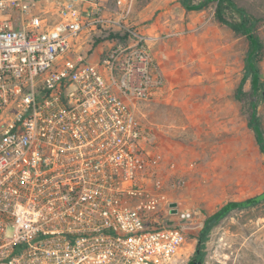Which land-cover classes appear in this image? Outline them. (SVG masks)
Wrapping results in <instances>:
<instances>
[{"label":"built area","instance_id":"2783aa9c","mask_svg":"<svg viewBox=\"0 0 264 264\" xmlns=\"http://www.w3.org/2000/svg\"><path fill=\"white\" fill-rule=\"evenodd\" d=\"M133 3L0 0V264L183 250L191 213L171 212L142 112L166 86L165 34L131 24Z\"/></svg>","mask_w":264,"mask_h":264},{"label":"rangeland","instance_id":"374dc122","mask_svg":"<svg viewBox=\"0 0 264 264\" xmlns=\"http://www.w3.org/2000/svg\"><path fill=\"white\" fill-rule=\"evenodd\" d=\"M183 1L134 0L129 21L165 34L156 61L166 86L142 112L150 155L159 156L158 173L176 205L171 212L191 213L185 246L172 264H189L197 257L208 216L230 201L264 190V151L249 123L255 104L264 136V95L253 90V74L248 73L250 40L217 20L219 0H209L203 9H187ZM235 1L255 21L252 32L262 47L254 64L264 86V0ZM225 11L231 20L240 21L235 10ZM245 77L239 98L237 88ZM201 254L202 264H264V201L231 210L213 225Z\"/></svg>","mask_w":264,"mask_h":264},{"label":"trees","instance_id":"16d2710c","mask_svg":"<svg viewBox=\"0 0 264 264\" xmlns=\"http://www.w3.org/2000/svg\"><path fill=\"white\" fill-rule=\"evenodd\" d=\"M208 3H209V0H204L203 2L199 4H193L192 0L183 1V4L187 9H203L208 5ZM226 8L235 10L240 17V21L231 20L227 16V13L225 11ZM216 18L220 23L227 25L234 31L238 32V34L240 33V34H244L248 36L250 40V44H251V50L246 58V62H247L248 73H252L253 78H254L255 73H257L256 67L254 64V59L257 56L258 52L260 51L262 45L258 37L254 35V33H253L254 38L257 39L258 41L256 44L252 43L251 41L252 38H250L248 35L249 31H252L255 27V21L253 20V16L248 12V10L245 7L239 6L235 0H219L217 3V7H216ZM246 79L247 78L245 77L242 80L239 88H237V96L239 98H241V95L243 93L242 89L244 88ZM254 91H257V93H259L260 96H263L264 86L259 82L257 85V88H255ZM251 109H252V118L251 120H249V123L254 128L257 141L260 144L261 149L264 151V136H263L261 129L259 128L257 105L253 104ZM263 201H264V190L260 192L259 194H256L252 197L246 198L241 201H234V202L230 201L226 203L225 205H223L214 214L208 216L205 219L204 228L199 238V243L197 244V247H196L197 257L200 260H202L201 250H202V247H204V241L207 236V233L209 232V230L211 229L213 225H215L218 221H220L224 216H227V214L231 210L253 207ZM191 262L192 260L190 261V263Z\"/></svg>","mask_w":264,"mask_h":264},{"label":"water","instance_id":"95a60500","mask_svg":"<svg viewBox=\"0 0 264 264\" xmlns=\"http://www.w3.org/2000/svg\"><path fill=\"white\" fill-rule=\"evenodd\" d=\"M248 35H249L250 38H252L251 41H252L253 44H256L258 42L257 39L254 38V35H253L252 31H249ZM253 82H254L255 88H257V85L259 83L258 73H255L254 78H253ZM255 88H254V90H255ZM173 206H176V205L173 204ZM189 264H202V260H200L198 257H196V258H193L192 262L189 263Z\"/></svg>","mask_w":264,"mask_h":264},{"label":"crops","instance_id":"0c3cea01","mask_svg":"<svg viewBox=\"0 0 264 264\" xmlns=\"http://www.w3.org/2000/svg\"><path fill=\"white\" fill-rule=\"evenodd\" d=\"M158 28V27H157ZM159 29L160 28H158L157 30H155V32L157 33H161L162 31H159ZM161 30V29H160ZM162 34V33H161ZM156 45H158L156 48H157V50H156V52L154 53V57L156 58V60H158V56L160 55V54H162V45H163V39H161V40H159L158 42H157V44ZM155 45V46H156ZM154 49H155V47H154ZM252 86H253V90H254V88H255V86H254V82H252Z\"/></svg>","mask_w":264,"mask_h":264},{"label":"flooded vegetation","instance_id":"af4514ba","mask_svg":"<svg viewBox=\"0 0 264 264\" xmlns=\"http://www.w3.org/2000/svg\"><path fill=\"white\" fill-rule=\"evenodd\" d=\"M196 258V257H195Z\"/></svg>","mask_w":264,"mask_h":264}]
</instances>
